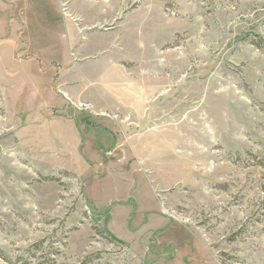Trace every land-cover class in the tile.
Masks as SVG:
<instances>
[{
  "label": "rangeland",
  "instance_id": "rangeland-1",
  "mask_svg": "<svg viewBox=\"0 0 264 264\" xmlns=\"http://www.w3.org/2000/svg\"><path fill=\"white\" fill-rule=\"evenodd\" d=\"M259 43L264 0H0V264H264ZM72 49L133 115L62 100Z\"/></svg>",
  "mask_w": 264,
  "mask_h": 264
},
{
  "label": "crops",
  "instance_id": "crops-1",
  "mask_svg": "<svg viewBox=\"0 0 264 264\" xmlns=\"http://www.w3.org/2000/svg\"><path fill=\"white\" fill-rule=\"evenodd\" d=\"M114 51L115 49H99L96 53H93L96 56H91L88 50L72 49L70 51V55L73 56L72 62L65 64L66 69L64 71L60 70L58 80L56 81V86L59 87L58 89L60 90V93H62V100L65 101L63 96L65 97L66 95L79 103L82 102L93 105L105 113L108 110L114 115L121 114L125 115V117L133 115V109H136L137 102H142V100L148 96L147 92L143 89L137 93L134 91L135 83L140 82L145 74L138 73L137 77L134 78L133 74L135 73L124 68L120 64L121 61H124V56L116 54ZM87 52L89 54H87ZM91 57H94V59H90ZM103 58L107 60L109 66L107 71L100 75L99 80L92 81L89 79L87 72L86 75L83 74L89 85L93 86L95 90V96L93 99H84L83 89L79 87V82L74 79L71 80L65 73L73 68L83 73L84 71L80 64L89 61H99ZM128 59L130 60V58ZM107 89L112 94H109ZM50 102L51 104L59 103L57 102L56 97H52ZM63 104H65V102ZM116 138L115 146L119 148L124 142H121L117 136Z\"/></svg>",
  "mask_w": 264,
  "mask_h": 264
},
{
  "label": "built area",
  "instance_id": "built-area-1",
  "mask_svg": "<svg viewBox=\"0 0 264 264\" xmlns=\"http://www.w3.org/2000/svg\"><path fill=\"white\" fill-rule=\"evenodd\" d=\"M80 107H81V108H85V109H88V108H89L88 105H83V104H81Z\"/></svg>",
  "mask_w": 264,
  "mask_h": 264
},
{
  "label": "trees",
  "instance_id": "trees-1",
  "mask_svg": "<svg viewBox=\"0 0 264 264\" xmlns=\"http://www.w3.org/2000/svg\"><path fill=\"white\" fill-rule=\"evenodd\" d=\"M257 48H261V49L264 51V45H263V47H262V45H260V43L257 44Z\"/></svg>",
  "mask_w": 264,
  "mask_h": 264
}]
</instances>
